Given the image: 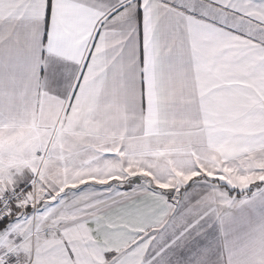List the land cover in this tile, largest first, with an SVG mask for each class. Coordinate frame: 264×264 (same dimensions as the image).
Listing matches in <instances>:
<instances>
[{"label": "snow or ice", "instance_id": "snow-or-ice-1", "mask_svg": "<svg viewBox=\"0 0 264 264\" xmlns=\"http://www.w3.org/2000/svg\"><path fill=\"white\" fill-rule=\"evenodd\" d=\"M0 264H264V0H0Z\"/></svg>", "mask_w": 264, "mask_h": 264}]
</instances>
